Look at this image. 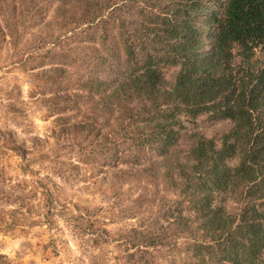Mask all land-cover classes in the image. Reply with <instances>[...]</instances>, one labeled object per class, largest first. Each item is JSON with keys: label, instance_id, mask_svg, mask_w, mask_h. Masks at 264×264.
<instances>
[{"label": "trees", "instance_id": "16d2710c", "mask_svg": "<svg viewBox=\"0 0 264 264\" xmlns=\"http://www.w3.org/2000/svg\"><path fill=\"white\" fill-rule=\"evenodd\" d=\"M45 1L57 2L60 20L50 51L75 52L68 33L79 29L90 46L77 58L98 47L111 56L105 74L106 58L80 61L72 96L87 91L99 117L115 115L108 143L113 153L125 147L131 174L150 170L147 155L161 158L150 173L174 193L149 204L118 264H154V252L172 247L174 264H264V0ZM168 67L176 68L170 81ZM200 114L231 127L219 138L191 132L180 151ZM146 159L152 164L138 168ZM0 264L13 263L0 253Z\"/></svg>", "mask_w": 264, "mask_h": 264}, {"label": "rangeland", "instance_id": "374dc122", "mask_svg": "<svg viewBox=\"0 0 264 264\" xmlns=\"http://www.w3.org/2000/svg\"><path fill=\"white\" fill-rule=\"evenodd\" d=\"M56 5L0 0V253L13 264H118L123 239L147 220L149 204L174 193L150 173L160 171L161 158L147 155L155 163L150 170L131 174L125 147L113 153L108 143L115 115L99 117L87 91L72 96L80 61L106 58L105 74L111 56L98 47L93 58H77L90 46L79 29L68 33L75 52L67 53L66 45L50 51L49 34H59ZM63 63L66 72L52 70ZM175 70L165 69L167 81ZM230 127L200 114L186 125L177 149L189 148L191 132L219 138ZM226 207L237 210L231 199ZM176 250L154 252V264H174Z\"/></svg>", "mask_w": 264, "mask_h": 264}]
</instances>
